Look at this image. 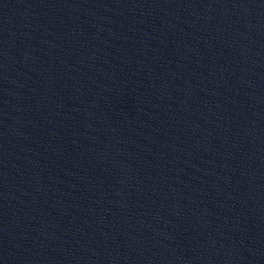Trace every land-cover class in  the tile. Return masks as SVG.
Masks as SVG:
<instances>
[{
    "label": "water",
    "instance_id": "water-1",
    "mask_svg": "<svg viewBox=\"0 0 264 264\" xmlns=\"http://www.w3.org/2000/svg\"><path fill=\"white\" fill-rule=\"evenodd\" d=\"M0 264H264V0H0Z\"/></svg>",
    "mask_w": 264,
    "mask_h": 264
}]
</instances>
